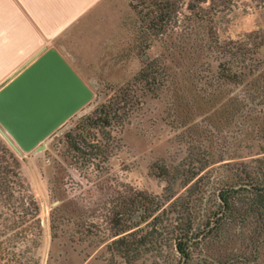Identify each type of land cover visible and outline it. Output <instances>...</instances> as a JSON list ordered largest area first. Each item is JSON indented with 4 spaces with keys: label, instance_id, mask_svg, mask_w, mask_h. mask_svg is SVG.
I'll list each match as a JSON object with an SVG mask.
<instances>
[{
    "label": "rangeland",
    "instance_id": "1",
    "mask_svg": "<svg viewBox=\"0 0 264 264\" xmlns=\"http://www.w3.org/2000/svg\"><path fill=\"white\" fill-rule=\"evenodd\" d=\"M189 1L183 12L192 22ZM148 6L103 0L64 43L61 54L93 91L86 106L23 155L0 133L40 207L35 227L17 235L21 228L2 227L0 264H264V220L249 198L264 185V0H209L198 33L179 25L164 33ZM233 54L251 72L228 83L221 74L236 69ZM148 62L154 90L136 78ZM122 89L135 109L107 128L108 138L94 130L76 152L67 134ZM194 174L188 194L181 181ZM169 178L174 197L159 211V243L139 245L127 261L112 244L116 213L135 193L167 195ZM190 221L204 231L185 259L168 232Z\"/></svg>",
    "mask_w": 264,
    "mask_h": 264
},
{
    "label": "trees",
    "instance_id": "2",
    "mask_svg": "<svg viewBox=\"0 0 264 264\" xmlns=\"http://www.w3.org/2000/svg\"><path fill=\"white\" fill-rule=\"evenodd\" d=\"M147 1L149 5L147 7L148 12L160 18L162 21L161 29L163 28L164 33H167L169 28L173 29L176 25H179V28L184 32L191 31V33H198L202 30V14L207 11L205 4H207L209 0H190L187 3L186 8L191 16L190 19H193L192 22L185 21L187 17V14L183 12L185 0ZM131 2H134V0H131ZM138 4L139 3H133V7L137 8ZM180 24L182 25L180 26ZM150 32L152 36V31ZM144 52L145 50H143V53ZM232 58H236L234 62L237 66L236 69L230 67L228 72L223 71L221 75L225 77L226 81L230 83L234 80H243L250 76L249 73L251 71L247 70L248 67L245 65L244 61L246 60L245 57L242 59L233 54ZM239 63L242 64L238 65ZM155 74L153 62H148L143 65L136 78L153 81V87H149V90H154V87L157 86ZM257 79L260 80V76ZM123 91L124 89L120 90V93L109 102L102 103L95 109L93 114L85 116L80 121L79 130L76 133L71 132L67 134L70 146L73 147L76 152L82 151V144L89 145L88 138L95 132L94 130L99 131L103 138H108L111 133L107 128L113 123L123 121L128 113L135 109L137 102L135 99L124 94ZM94 147H97V151L94 153L96 156L104 153L100 145H93L92 148ZM156 166L158 165L155 164L153 168ZM166 172L165 170H155V173L158 175H167ZM196 175L197 174L185 177L181 181V185L187 187L186 192L188 194H191L196 189L198 180L190 184ZM168 180V189L170 191L167 195L158 196L145 192L135 193L128 199L126 209L116 213V222L113 229L110 231L111 237H116L112 240V244L119 245L118 248L121 250V255L127 261L131 260L130 254L137 250L139 245L151 242L154 246L159 243V227L156 222L162 216L161 212L164 213L167 210V208L164 207L166 202L174 197L172 185L174 181H172L171 178ZM252 189V195L249 197L251 206H254L256 209L258 217L264 220V185L263 187H256L254 185ZM182 199H184V196H178L171 202V205L176 204ZM0 200L3 204V208L0 206V219L9 220V223L0 222V238L8 232V230H3L2 227H7V229L21 228L20 231L14 232L15 234L11 231V234L17 235L23 233V231L25 232L28 227H35V225L39 223L40 207L23 175L21 161L16 152L1 138ZM232 200L226 198L224 202L228 206V204L233 203ZM161 209L162 211L159 212ZM137 212H141L139 217L134 216ZM143 223L146 224L142 226ZM150 225L152 229L138 236L140 231H143L145 227H149ZM206 226H208V224H206ZM196 228L200 231L196 232L195 227L190 221L183 222L182 226L178 228L174 226V228L168 232L173 238L176 251L180 252L185 259L190 258L191 248L197 243L195 239L201 233V230L204 231V229L200 227ZM185 262L187 261L185 260Z\"/></svg>",
    "mask_w": 264,
    "mask_h": 264
},
{
    "label": "water",
    "instance_id": "3",
    "mask_svg": "<svg viewBox=\"0 0 264 264\" xmlns=\"http://www.w3.org/2000/svg\"><path fill=\"white\" fill-rule=\"evenodd\" d=\"M92 89L59 50L45 47L0 88V133L20 155L86 106Z\"/></svg>",
    "mask_w": 264,
    "mask_h": 264
},
{
    "label": "crops",
    "instance_id": "4",
    "mask_svg": "<svg viewBox=\"0 0 264 264\" xmlns=\"http://www.w3.org/2000/svg\"><path fill=\"white\" fill-rule=\"evenodd\" d=\"M103 0H0V88L45 47L66 42ZM64 55V54H63Z\"/></svg>",
    "mask_w": 264,
    "mask_h": 264
}]
</instances>
